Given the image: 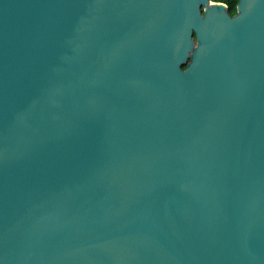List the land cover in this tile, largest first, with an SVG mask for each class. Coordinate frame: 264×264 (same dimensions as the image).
<instances>
[{
    "label": "water",
    "instance_id": "obj_1",
    "mask_svg": "<svg viewBox=\"0 0 264 264\" xmlns=\"http://www.w3.org/2000/svg\"><path fill=\"white\" fill-rule=\"evenodd\" d=\"M0 264H264V0H0Z\"/></svg>",
    "mask_w": 264,
    "mask_h": 264
},
{
    "label": "trees",
    "instance_id": "obj_2",
    "mask_svg": "<svg viewBox=\"0 0 264 264\" xmlns=\"http://www.w3.org/2000/svg\"><path fill=\"white\" fill-rule=\"evenodd\" d=\"M216 1L226 2L229 6V11L231 14H234L237 12V3L239 0H216Z\"/></svg>",
    "mask_w": 264,
    "mask_h": 264
},
{
    "label": "flooded vegetation",
    "instance_id": "obj_3",
    "mask_svg": "<svg viewBox=\"0 0 264 264\" xmlns=\"http://www.w3.org/2000/svg\"><path fill=\"white\" fill-rule=\"evenodd\" d=\"M235 14V13H234Z\"/></svg>",
    "mask_w": 264,
    "mask_h": 264
}]
</instances>
